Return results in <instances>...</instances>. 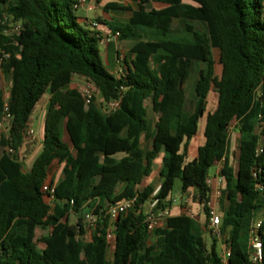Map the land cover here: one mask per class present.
<instances>
[{
  "label": "trees",
  "instance_id": "16d2710c",
  "mask_svg": "<svg viewBox=\"0 0 264 264\" xmlns=\"http://www.w3.org/2000/svg\"><path fill=\"white\" fill-rule=\"evenodd\" d=\"M134 1L140 8L114 27L133 54L118 76L105 65L100 33L77 14V0H0V16L22 25L19 36L0 29V49L9 53L1 70L11 80V119L0 131V264H253L250 230L264 210V0ZM153 1L164 7L147 8ZM73 75L94 84L105 104L121 99L119 108L105 114L95 95L87 104L71 86ZM213 86L218 101L207 111ZM46 93L44 140L27 171L21 152ZM4 113L0 87V120ZM204 116L205 141L190 159ZM234 120L241 134L237 169L229 157ZM160 156L158 184L140 190ZM221 161L227 263L217 238L208 247L195 217L173 215L150 234L141 210L159 185L160 205L171 207L180 178L207 224L209 171ZM62 165L56 182L53 169ZM47 182L56 186L53 205L43 191ZM133 196L135 206L112 220L110 205ZM87 214L96 216L90 226ZM261 219L263 258L256 264H264ZM38 227L52 233L37 238Z\"/></svg>",
  "mask_w": 264,
  "mask_h": 264
},
{
  "label": "built area",
  "instance_id": "2783aa9c",
  "mask_svg": "<svg viewBox=\"0 0 264 264\" xmlns=\"http://www.w3.org/2000/svg\"><path fill=\"white\" fill-rule=\"evenodd\" d=\"M99 1L100 0H77L74 6L77 9L82 6L91 8L93 5L98 4ZM90 24L93 27L98 26V22L96 20L91 21ZM0 29L6 35L19 36L21 34L22 25L20 22L15 21L12 16L8 14H3L0 16ZM117 35H119V33H117ZM8 57H9V53L0 49V72H2L1 64ZM122 72H120V74ZM9 93L10 92H5V113L3 114L0 120V131L3 132L7 130V125L9 124L11 119V115L8 112ZM83 95L85 97L86 103L88 104L91 100V97L93 96L92 92L87 90L86 93H83ZM120 103H121V99H115L108 102L107 104L103 103L101 108L105 114H109L114 110H116L117 108H119ZM9 150L12 151L11 149ZM212 182H213V178L210 177L209 179L210 185H212ZM216 183L217 186L214 188L211 200L209 201L210 209L208 215V223L206 224V227L208 231L211 234H213V236L222 243L223 248L221 250V254H222L223 262L227 263L228 257L231 254V250L230 247L226 244V236L222 231V218H223L222 213L219 211V209L217 208V204L215 203V201L217 202L220 199L221 190L224 188L225 185V178L223 175H221L220 170L216 174ZM55 189H56L55 184H50L47 182L43 185V191L46 194L48 202L51 205H53L55 201V197H54ZM159 189H160V185L152 194L151 199L148 200L141 207V210H144L145 212L146 215L145 222L147 224V229L150 234H153L157 228L165 226L168 218L173 216L172 206L163 207L160 205V199L156 197ZM136 199L137 196H133L128 199H124L111 204L107 211L108 215L111 217L112 220H115L120 215L128 213L135 206ZM194 200H195L194 191L190 189L180 199L173 198V204L179 203L180 205L185 206L184 213L196 218L195 212H192L193 210L191 209V204ZM85 221L87 226H90L96 221V216L94 214H87L85 216ZM262 222L263 220L261 218L254 219L250 230V249L252 251L251 259L253 264L258 263L263 258V244L258 234V230L262 226Z\"/></svg>",
  "mask_w": 264,
  "mask_h": 264
},
{
  "label": "rangeland",
  "instance_id": "374dc122",
  "mask_svg": "<svg viewBox=\"0 0 264 264\" xmlns=\"http://www.w3.org/2000/svg\"><path fill=\"white\" fill-rule=\"evenodd\" d=\"M152 6H159V4L158 3H152ZM77 14L80 17L86 19L87 17L92 16L94 14V12H88L85 7H80L77 9ZM154 63H153V65H155ZM220 69H221L220 65H217L216 72L218 75L220 74ZM8 82H9L8 78L3 77V75L0 77V86H2L3 90H5L6 92L10 91V87H9ZM70 83L72 84V87L78 88L83 93H86V91L89 90L90 92H92L93 95H95L97 97V102L99 103V105L100 106L103 105L104 99H103L100 91L89 80H87L86 78L79 76V75H73ZM48 99H49V94L46 93L43 96V98L40 100V102L37 104V106H36V108L32 114V118H35V124L33 126L30 125L29 137H28L27 142L34 140V138H37V136H39L40 138L39 137L37 138V141L31 146V149H30L28 154L24 153L26 148H25V146L23 147L22 152H21V159L23 160L24 166L31 165L34 158L38 155L39 151L42 148V139L41 138L43 137V125L45 124L44 117L46 114V105H47ZM217 101H218L217 90L213 86L210 93H209V96H208L207 111H213L216 108ZM154 118H157V115H155ZM43 119H44V122H43ZM205 120H206V116H204L202 118V121L200 122V130L202 129V126H203V123L205 122ZM64 139L66 141H70L67 133L65 134ZM240 139H241V134L237 128V121L234 120L232 122L231 128H230L229 157L231 159L232 164L236 168L238 166V154H239ZM202 140L203 139L200 135H198L192 139L191 144H190V149H191L190 154H189L190 159H192L194 157L196 150H197V146L202 143ZM142 145H143L144 149H148L150 146V142L147 140H144ZM1 151H2V147L0 146V154H1ZM158 162H161V159H158ZM222 165H223V162H222ZM221 166H220V169H221ZM216 170H217V166L214 165L213 167H211V169L209 171V175L211 177H213ZM62 171H63V165L62 166H55L53 169V172H52L54 175V178H59L62 175ZM153 183L154 184L158 183V177H156L153 180ZM145 185H147V179L143 181V183L139 186V189H142ZM220 189H221V187H220ZM183 196H184V193L182 191V181L180 178H176L175 185H174L173 191L171 193V197L180 199ZM215 203L217 204V208L221 212V204H220L219 200L217 202L215 201ZM192 206L197 208V204H196L195 200L192 202L191 207ZM192 212H194V211H192ZM259 217L260 218L264 217V210L259 214ZM65 220H66V218L64 219V221ZM76 220H77V216L74 213H72L69 217V222L75 223ZM205 231H206V233H204V237L206 239L208 247L210 248L212 243L215 240V237L213 236V234H211L207 230V228L205 229ZM49 233H52L51 227H38L36 230L37 238H41L42 236L48 235ZM86 237L89 238V234H87ZM37 245H38L39 249H42V247H44V244L40 241L37 242ZM217 248L220 251L223 248L222 243L218 239H217Z\"/></svg>",
  "mask_w": 264,
  "mask_h": 264
},
{
  "label": "crops",
  "instance_id": "0c3cea01",
  "mask_svg": "<svg viewBox=\"0 0 264 264\" xmlns=\"http://www.w3.org/2000/svg\"><path fill=\"white\" fill-rule=\"evenodd\" d=\"M184 2L192 3V0H184ZM152 3H158L159 6H152ZM113 4H118V7L112 6ZM82 7H85L88 12H94V14L92 16L87 17L85 20L88 24H90V22L93 20H96L98 22V26L95 28L100 33V35L102 37L101 47L103 49V57H104L105 65L109 71H111L112 73H115L116 75L119 76L120 72H122L125 69L127 64L128 63L131 64V60L133 58V54L131 52L132 42L119 38L117 35V31H115L114 27L121 24V23H126L130 20V18L132 16V12H133L132 10H137L140 8L138 1H134V0H100L98 4L93 5L91 8H88L86 6H82ZM152 7L162 8V7H164V5L159 3V2L153 1V2H150L148 4L147 8H152ZM2 75H3V77H5L4 74L2 72H0V77ZM8 83H9V87H10L11 86V80L10 79H9ZM71 86H72V84H71ZM0 87L3 88L2 86H0ZM4 92H6V91L4 90ZM44 119H45V117H44ZM44 119H43V122H44ZM34 124H35V118H31L30 125L33 126ZM44 126H45V124L43 125V137L41 138L42 143H43L44 135H45V129H44L45 127ZM204 130H205V122L203 123L201 130L199 127L198 135H200L203 140H202V143L197 146V150H196L194 157L197 155L198 147L200 145H202L205 141ZM38 137L39 136H37V138ZM144 140H146V139L143 136L142 137V144H143ZM147 141L150 142V146H149V148H150L151 147V140H147ZM190 150L191 149L189 148V154H190ZM158 159H161V162H162V156H160ZM158 159L155 161L154 169L152 170L151 174L144 179V180L147 179V184L153 183V180L156 177H158V182L160 180L159 171L161 168V162H158ZM32 164H33V162H32ZM32 164L28 165V166H24V169L29 171L32 167ZM221 165H222V161L218 162L216 164L217 170L212 177L213 178V182L211 185L212 190H214V188L217 186L215 178H216V174L218 173ZM235 169H237V168L235 167ZM62 174H63V171H62ZM61 176L59 178H55V181L57 182L58 180H60ZM196 204H197V208L192 206L191 209L195 212L196 219L199 221L204 232L206 233V231H205V229L207 228L206 227V214H205L204 210L202 209L201 205L198 202H196ZM184 210H185V206H182L179 203L172 205L173 215L183 214ZM113 242H114V238L112 237L111 238V245H110L111 251L113 250Z\"/></svg>",
  "mask_w": 264,
  "mask_h": 264
},
{
  "label": "water",
  "instance_id": "95a60500",
  "mask_svg": "<svg viewBox=\"0 0 264 264\" xmlns=\"http://www.w3.org/2000/svg\"><path fill=\"white\" fill-rule=\"evenodd\" d=\"M37 141V138H34V140H32V141H30V142H27V143H25V148H26V150H25V154H28L29 153V151H30V149H31V146L35 143Z\"/></svg>",
  "mask_w": 264,
  "mask_h": 264
}]
</instances>
